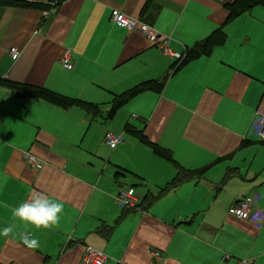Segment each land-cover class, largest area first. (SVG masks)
Wrapping results in <instances>:
<instances>
[{"label": "crops", "instance_id": "crops-1", "mask_svg": "<svg viewBox=\"0 0 264 264\" xmlns=\"http://www.w3.org/2000/svg\"><path fill=\"white\" fill-rule=\"evenodd\" d=\"M21 1L46 7L0 4V80L97 113L0 87V264H83L87 246L106 264H264V224L228 213L254 193L264 210V140L249 133L264 114V5L230 19L236 0ZM114 11L154 28L182 57L115 25ZM218 30L222 43L216 36L209 53L184 62ZM150 81L161 88L110 116L117 96ZM108 132L122 139L115 148ZM178 168L208 169L169 187ZM122 188L135 189L136 207L118 202Z\"/></svg>", "mask_w": 264, "mask_h": 264}, {"label": "built area", "instance_id": "built-area-1", "mask_svg": "<svg viewBox=\"0 0 264 264\" xmlns=\"http://www.w3.org/2000/svg\"><path fill=\"white\" fill-rule=\"evenodd\" d=\"M111 19L115 25L127 29L128 32H140L149 42L160 46L165 53L176 58L182 57L180 53L172 52L168 47L167 39H161L158 32L148 24L138 22L136 19L118 11H114L112 13ZM10 54L12 59H16L17 56H19V51L12 48L10 49ZM70 54V51H66L61 61L65 68L72 70L74 65L71 62ZM249 133L256 138L264 140V114H255L249 128ZM105 141L111 148H115L122 141V139L112 132H108L106 134ZM25 158L28 164L35 166L38 169L43 168V164L39 162L35 156L26 154ZM260 199L261 195L259 193H254L240 198L238 202L229 208L228 213L239 220L249 221L257 228H262L264 224V210L259 206ZM117 200L124 208H133L139 203L134 188H122L117 195ZM149 253L155 258L160 257L159 252L150 250ZM107 261L108 257L105 253L91 246L86 247L82 260L83 264H106Z\"/></svg>", "mask_w": 264, "mask_h": 264}, {"label": "trees", "instance_id": "trees-1", "mask_svg": "<svg viewBox=\"0 0 264 264\" xmlns=\"http://www.w3.org/2000/svg\"><path fill=\"white\" fill-rule=\"evenodd\" d=\"M0 4L14 6V7H22V8L23 7L24 8L46 7L45 5H42V4L21 1V0H0ZM258 4L264 5V0H236L233 4L228 6V9L230 10V19H234L235 17L247 12L248 10H250L251 8H253L255 5H258ZM216 36H218L219 38L221 37L220 43H222L225 40V34H223L221 30L214 32L207 39L200 42L193 49L194 51L192 52V55L185 58L184 62L192 58H195L197 56H200L204 53H209L212 47L218 44L215 38ZM161 86L162 85H160L156 81L145 82V83H142L136 86L132 90L124 93L123 95L117 96L111 105L110 116H113L124 104H126L130 99L137 96L138 94L148 89L161 88ZM0 87H6V88L13 90L16 97H19V98L36 97V98H41L43 100H46L62 108L67 109L73 106H81L93 112L94 114L97 113V107L93 104L86 103L78 99H71V98L62 96L60 94H57L55 92H52L45 88H36V87H31V86H26V85H21V84H14V83L7 82L4 80H0ZM136 136L138 137V139H140L142 143L150 146L153 149V151L160 157L164 158L167 161H174L169 151L150 142L143 133L136 132ZM207 169L208 168H203L199 170H184L183 168H178V175L173 180L172 184H170L169 187L178 186V184L182 183L188 177L202 175L207 171ZM165 192L166 191L163 190L161 192V195H163Z\"/></svg>", "mask_w": 264, "mask_h": 264}]
</instances>
